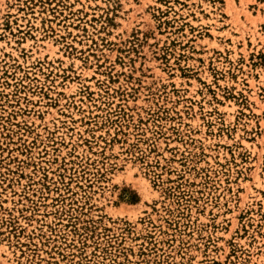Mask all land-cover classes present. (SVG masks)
<instances>
[{
    "label": "rangeland",
    "instance_id": "obj_1",
    "mask_svg": "<svg viewBox=\"0 0 264 264\" xmlns=\"http://www.w3.org/2000/svg\"><path fill=\"white\" fill-rule=\"evenodd\" d=\"M0 264H264V0H0Z\"/></svg>",
    "mask_w": 264,
    "mask_h": 264
}]
</instances>
